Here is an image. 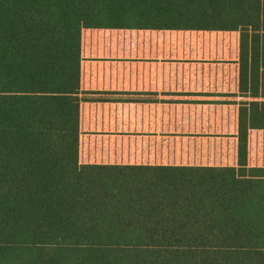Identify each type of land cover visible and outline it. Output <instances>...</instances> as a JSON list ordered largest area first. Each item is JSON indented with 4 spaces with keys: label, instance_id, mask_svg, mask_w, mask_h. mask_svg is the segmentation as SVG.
<instances>
[{
    "label": "trees",
    "instance_id": "16d2710c",
    "mask_svg": "<svg viewBox=\"0 0 264 264\" xmlns=\"http://www.w3.org/2000/svg\"><path fill=\"white\" fill-rule=\"evenodd\" d=\"M0 264H264V0H0Z\"/></svg>",
    "mask_w": 264,
    "mask_h": 264
}]
</instances>
